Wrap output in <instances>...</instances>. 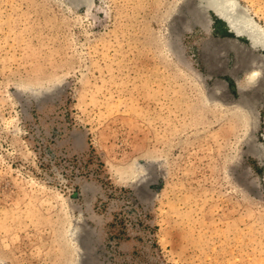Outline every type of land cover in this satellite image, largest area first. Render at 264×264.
Instances as JSON below:
<instances>
[{"label": "rangeland", "instance_id": "1", "mask_svg": "<svg viewBox=\"0 0 264 264\" xmlns=\"http://www.w3.org/2000/svg\"><path fill=\"white\" fill-rule=\"evenodd\" d=\"M262 67L206 0H0V264H264Z\"/></svg>", "mask_w": 264, "mask_h": 264}, {"label": "bare ground", "instance_id": "2", "mask_svg": "<svg viewBox=\"0 0 264 264\" xmlns=\"http://www.w3.org/2000/svg\"><path fill=\"white\" fill-rule=\"evenodd\" d=\"M206 5L227 25L228 29L235 37L239 36L246 38L250 43V47L252 46V49H259L264 52V29L237 0H206ZM251 61H248L249 64ZM262 69L264 68L262 67ZM260 76V69L256 68L247 76L245 82L248 85H253L258 81Z\"/></svg>", "mask_w": 264, "mask_h": 264}, {"label": "water", "instance_id": "3", "mask_svg": "<svg viewBox=\"0 0 264 264\" xmlns=\"http://www.w3.org/2000/svg\"><path fill=\"white\" fill-rule=\"evenodd\" d=\"M238 38H241V37L238 36ZM251 47H252V46H251Z\"/></svg>", "mask_w": 264, "mask_h": 264}]
</instances>
